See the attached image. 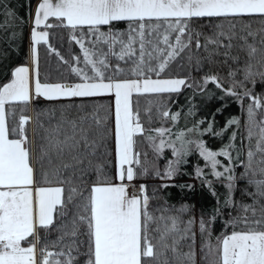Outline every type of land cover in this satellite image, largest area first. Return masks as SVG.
<instances>
[{
  "label": "snow or ice",
  "instance_id": "obj_1",
  "mask_svg": "<svg viewBox=\"0 0 264 264\" xmlns=\"http://www.w3.org/2000/svg\"><path fill=\"white\" fill-rule=\"evenodd\" d=\"M255 14L264 16V0H39L30 34V64L12 69L10 80L0 85V264H196V234L192 231L195 218H190L181 230L178 216L165 215L168 209L154 215L149 210L146 186L141 184L137 188L133 183L139 175L149 173L148 154L136 150V137L153 131L144 127L138 101L133 97L179 92L186 85L185 79L160 77L193 45L196 49L234 46V34L223 31L202 43V33L190 27L193 18ZM49 18H55L57 23H48ZM153 19L165 21L163 33L159 23H148ZM119 22H127V29H116ZM41 25L71 30V39L82 52V57H73L70 67L79 82H41L39 45H48L50 53L68 63L49 43L50 33L38 30ZM251 36L249 32L239 38V48L247 56L243 68L229 73L235 77L242 71L243 80L229 88H224L214 75L206 76L204 82H215L238 100L250 99L246 138L251 141L256 137L254 149L249 146L246 152L237 150L233 156L229 149H234V144L213 151L202 140L185 142L183 132L176 136L181 142L177 148L174 141L163 139L170 132L165 128L155 129L157 136L145 137L157 154L170 147L177 157L176 161L168 162L163 173L152 169L158 179L171 180L178 172L175 165L188 154L186 145L195 143L212 175L227 182L228 197L224 204L238 207L242 213L232 217L228 225L242 228L217 237L214 248L207 245L204 259L212 257L211 264H264V119H256V110L264 108V98L254 96L250 89L243 93L235 91L245 81L255 85L253 77L257 75L264 82V71L254 72L252 63L259 53L258 63L264 67V49L249 43ZM260 44L264 45V40ZM112 57L131 63V67L113 65ZM231 58L240 62L239 56ZM81 63L83 67L79 66ZM97 96L113 98L112 130L107 118L100 117L98 112L89 113L87 105H74L79 109L75 116L66 110L56 118V113L50 112L48 127L38 124L44 129L38 143L29 139L26 128L32 117L21 114L17 123H9L17 104L27 105L40 97L71 100ZM145 113L150 122L151 107ZM160 115L175 121L179 114L162 111ZM240 123L239 118H232L228 126L239 127ZM211 128L209 123L204 131L210 132ZM236 135L233 132L231 140ZM109 138L114 141L115 153L116 172L112 180L105 172L106 164L95 162L102 149L109 154ZM218 157L227 158L228 163ZM237 166L243 169L239 174ZM196 175L203 177V170L198 168ZM203 182L216 195L212 181ZM42 183L48 186H41ZM238 183L244 187L238 188ZM237 191L250 202H237L234 199ZM189 210L190 206L182 205L177 211ZM219 211L214 209L207 220L201 215V235L211 238V225ZM52 233L56 238L49 240ZM184 240L191 241L187 252L180 249Z\"/></svg>",
  "mask_w": 264,
  "mask_h": 264
},
{
  "label": "trees",
  "instance_id": "obj_2",
  "mask_svg": "<svg viewBox=\"0 0 264 264\" xmlns=\"http://www.w3.org/2000/svg\"><path fill=\"white\" fill-rule=\"evenodd\" d=\"M36 0H0V85L10 78L12 69L18 65L28 62V26L32 13V8ZM11 13V14H9ZM48 23L56 24L55 18H49ZM150 24L161 25L160 32L165 31V21H149ZM234 26V27H233ZM127 22H119L115 24V28L126 30ZM190 27L194 32L202 33L200 39L203 43L205 38L213 36V34L221 31L234 34L232 40L233 47L225 49H196L192 46L191 50H186L180 57L173 61L165 73L161 77H182L188 83L183 86L179 92L152 94L140 97H133L134 101H138V107L141 113V120L146 129L153 131L146 132L143 136L137 135L136 150L141 153H147V163L153 164L146 174L147 179L145 186L147 194L150 197L149 210L154 215L159 216L161 209H168L166 216H178L181 223L179 225L182 230L190 218H195L196 224L199 223L201 215L207 220L212 215L214 209H219V214L211 225V238L207 234L201 235L200 230L196 229V264H210L205 260L204 256L207 252V245L217 241V237L227 234L232 230H241L242 226L233 227L228 225V221L237 215H241L238 207L225 206L224 201L228 197V189L226 181L219 180L212 175L210 166H206L207 162L199 155V150L195 143L187 144L188 154L180 158V163L175 166L178 169L177 174L170 180L158 179L152 169H159L162 173L169 161H176L177 157L173 155L170 147H165L161 154H157L146 136H157L154 131L158 128L169 129L163 139L165 141H174L177 148L181 147V142L176 140L177 134L183 132L184 141H204L205 145L212 150L220 151L227 145L234 144V149H229L236 155L237 150L246 152L249 146L253 149L256 143V137L249 141L247 137V106L251 102L249 98L242 101L234 96L227 95L222 88L217 87L215 82H204L206 76H217L224 88L232 87L234 83L243 80L242 71L237 72L235 77L229 76V73L237 68L242 69L247 60L246 53L241 51L239 44L240 37H245L249 32L252 36L248 38L249 43H254L258 49H264V45L260 44L264 40V16L259 14L245 15L238 17H215V18H193ZM105 31L107 28L104 29ZM50 33L49 43L56 48L60 55L64 57L62 62L57 55L50 53L48 45L41 44L38 46V72L40 79L48 82H65L79 79L70 71L73 65V57L81 56L80 46L71 39L73 34L67 27L46 28ZM228 52L229 55H224ZM212 53L211 56L209 54ZM192 59L189 60L188 57ZM239 56L240 62L236 63L231 57ZM199 60V63H197ZM260 54L258 53L255 60L252 61L254 72L264 71V67L258 63ZM110 62L115 65L119 64L122 68L131 67V63L126 64L124 61H118L115 57L110 58ZM83 67L81 63L79 65ZM155 77V76H153ZM127 78V77H125ZM256 84L245 81L242 87H236L237 93H243L245 89H250L254 96L264 98V82H261L259 75L253 77ZM74 105H87L89 113L98 112L102 118H107L109 129L112 130V105L110 97L97 96L90 98H72L61 100L41 99L35 100L27 105H15V115L9 116V123L14 124L19 120L21 114L32 117L28 125H26L30 140L37 143L44 134V129L38 124H43L44 128L48 127V114H59L66 110L71 116L78 114L79 109ZM151 107L152 118L148 121L145 110ZM162 111H169L171 114H179L178 118L173 121L160 115ZM232 118H239L240 126H228V121ZM257 121L264 119V108L256 110ZM203 121V123H201ZM56 120L52 119L51 123L55 124ZM211 123L210 132L204 131ZM91 124V121H89ZM193 131L189 132L188 130ZM226 129V130H225ZM102 131V129H101ZM235 132L236 139L231 140V136ZM217 133H220L217 135ZM109 154H105L103 149L97 154L96 163H105V172L110 180L113 179V140L109 138L107 143ZM144 160V157H141ZM223 163L227 164L225 157H218ZM202 169L203 177H197V169ZM237 174L243 169L237 166ZM139 175L138 177H141ZM94 180L95 177H92ZM211 180L212 187L216 195L212 194L206 183L203 181ZM140 180V179H139ZM162 184H168L169 187H161ZM45 185V184H41ZM53 185L55 181L53 180ZM181 185H192L191 188L181 187ZM242 183H238V188H243ZM237 202H250L247 197H242L237 191L234 194ZM182 205L190 206L188 212L180 213L177 210ZM198 227V225H197ZM195 223L192 225L194 232ZM56 234L52 233L49 240H54ZM191 241L184 240L180 243L181 251L187 252ZM202 246H205L202 251ZM170 255V253H169Z\"/></svg>",
  "mask_w": 264,
  "mask_h": 264
},
{
  "label": "rangeland",
  "instance_id": "obj_3",
  "mask_svg": "<svg viewBox=\"0 0 264 264\" xmlns=\"http://www.w3.org/2000/svg\"><path fill=\"white\" fill-rule=\"evenodd\" d=\"M38 2H39V0H36L35 1V3H34V5H33V8H32V13H31V17H30V20H29V26H30V29H32V27L34 26V23H33V21H34V16H35V11H36V8H37V4H38ZM28 26V27H29ZM38 30H43V31H46V28L44 27V25H41L40 26V28L38 29ZM28 32H29V30H28ZM30 34H31V31H30ZM30 43H31V41H30V36H29V38H28V62L27 63H23V64H30V57H29V46H30ZM23 64H18V65H16L15 67H17V66H20V65H23ZM14 67V68H15ZM13 68V69H14ZM10 78H11V76H10ZM10 78L6 81V82H4V83H7L9 80H10ZM40 78V77H39ZM153 79H155L156 77H152ZM160 78H165V79H168V78H180V79H185V78H182V77H160ZM41 80V82L42 83H69V84H73V83H77V82H79V79H77V80H72V81H65V82H48V81H44V80H42V79H40ZM186 80V79H185ZM187 81V80H186ZM188 83H186V85H187ZM2 85V84H1ZM183 86H181V88H182ZM180 88V89H181ZM108 97H110V100H111V105H112V129H114V104H113V98L111 97V96H108ZM39 99V98H38ZM40 99H46V98H43V97H40ZM37 100V99H36ZM35 101V100H34ZM157 143H159V140L157 139ZM210 150H212V149H210ZM213 151H215V150H213ZM218 151V150H217ZM146 167H149V168H151V167H153V164H146ZM115 172H116V168H115V153H114V141H113V179H114V177H115ZM147 176L148 175H142L141 177H137V179L133 182L135 185H136V187L138 188L139 187V185H141V184H143V185H145V181H142L141 180V178H143V180L145 179H147ZM140 179V180H139ZM165 181H170V180H165ZM118 182V181H117ZM41 186H48V185H41ZM53 186H55V185H53ZM131 191V190H130ZM197 225H198V227H197ZM196 229H199V223H195V229H194V232L196 233ZM230 233V232H229ZM216 243H217V241H215L213 244H211V246L214 248L215 247V245H216ZM206 250H208L207 249V247H206ZM206 254V253H205ZM208 262L211 264V260H212V257H209L208 258Z\"/></svg>",
  "mask_w": 264,
  "mask_h": 264
},
{
  "label": "crops",
  "instance_id": "obj_4",
  "mask_svg": "<svg viewBox=\"0 0 264 264\" xmlns=\"http://www.w3.org/2000/svg\"><path fill=\"white\" fill-rule=\"evenodd\" d=\"M28 30H29V32H28V38H29V36H30V31H31L30 26L28 27ZM37 100H41V99L39 98V99H37ZM31 103H32V102H31Z\"/></svg>",
  "mask_w": 264,
  "mask_h": 264
}]
</instances>
